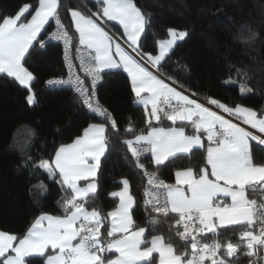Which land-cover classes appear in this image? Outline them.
Returning <instances> with one entry per match:
<instances>
[{"label":"snow or ice","instance_id":"1","mask_svg":"<svg viewBox=\"0 0 264 264\" xmlns=\"http://www.w3.org/2000/svg\"><path fill=\"white\" fill-rule=\"evenodd\" d=\"M97 4V10L88 14L68 10L71 26L79 36L76 52L80 70L90 78L91 90L74 70L72 37L61 22L58 0L25 3L14 14H0V75L14 78L27 88L26 102L32 105L34 77L25 66L27 57L36 45L45 46L40 35L50 21H55L56 30L48 38L63 40L68 78L50 79L47 84L70 87L81 98V107L105 117L116 129L112 114L100 105L95 86L105 70L122 69L130 79L136 103L144 106L148 125L147 134L124 141L150 186L144 191L148 221L155 224L159 217H174L176 235L190 245L191 255L187 250L177 252L163 236L154 235L150 241L145 238L146 228L135 225L130 215L135 200L127 179L121 181V190L110 193L119 203L106 215L86 207L89 196L97 192L100 159L108 149L106 126L90 124L72 143L61 144L53 156L41 158L35 165L62 190H70V198L58 201L64 214L41 213L22 236L0 231V264H28L26 258L33 257H43L44 264H156L154 253L158 254V264H231L229 258L241 247L249 258H264L259 255L264 249V200L258 203L248 197L249 192L264 195V163H256L251 151L252 141L264 146V113L240 104L229 106L211 97L206 103L199 102L197 93L160 72L162 62L178 41L188 37V31L168 28L167 38L157 41L158 54L146 53L140 40L150 14L146 15L134 0H97ZM109 22L122 28L119 36L111 32ZM252 91L240 86L242 95ZM162 117L173 125L182 122L192 134H186L185 126L154 127L152 121L159 122ZM126 131H134L131 124ZM205 139L203 165L197 171L191 167L175 171L174 183L149 173L140 162L143 154L150 153L152 163L159 168L178 154L205 148ZM80 181L86 183L82 186ZM224 198H230V203ZM106 221L107 238L102 232ZM229 226L243 228L238 243H202L200 237ZM106 253L117 255L108 259ZM249 264L257 261L249 259Z\"/></svg>","mask_w":264,"mask_h":264},{"label":"trees","instance_id":"2","mask_svg":"<svg viewBox=\"0 0 264 264\" xmlns=\"http://www.w3.org/2000/svg\"><path fill=\"white\" fill-rule=\"evenodd\" d=\"M59 15L70 35L77 43L78 37L71 26L70 8L79 4L89 11H96L97 0H58ZM146 15L149 24L141 35L142 51L156 54L157 41L167 37L168 28L188 31V37L178 41L166 59L160 72L173 76L186 88L197 93V98L206 102L208 97L229 106L240 104L264 113V0H134ZM38 4V0H0V14H14L23 4ZM53 21L42 31L40 38L45 46L36 45L27 57L26 67L33 73L31 91L34 103L29 105L28 89L14 78L0 75V231L22 236L41 213L63 215L58 201L70 198V190L49 180L35 165L41 159H49L61 144L70 143L91 123L106 126L108 149L100 159L97 171V192L90 195L86 207L99 209L107 214L114 209L117 198L110 193L121 186V180L129 181L130 193L135 203L131 216L135 225L146 228L145 238L163 236L172 242L177 252L187 250L190 245L176 235L172 226L174 217L157 218L150 224L144 208L146 176L136 167L135 160L124 143L136 134L146 133L148 125L144 107L135 103L127 74L120 70H105L97 85V97L102 108L112 114L117 123L113 129L105 117L81 107L80 98L67 86L48 85L53 77L65 73L61 57V46L50 40ZM108 27L117 36L122 32L119 25L109 22ZM35 43V42H34ZM187 67L188 71H184ZM239 70V74L237 73ZM234 83H226L227 81ZM253 89L241 94L240 86ZM150 111L151 109L148 108ZM131 124L134 131L127 132ZM154 127L185 126L180 121L175 125L166 118L152 121ZM186 133L192 129L185 126ZM205 148L194 149L190 154H178L166 165L157 168L150 155L141 156L149 173L167 183L174 182V172L193 168L197 171L204 163ZM264 146L255 141L251 151L256 163H264ZM41 183L44 185L41 187ZM250 199L259 203L264 200L261 193H248ZM155 217V214L153 213ZM108 222L102 228L107 238ZM240 226L219 229L218 233H207L200 237L202 243L213 241L239 242ZM223 249H221V253ZM108 259L114 253L105 254ZM260 255V254H259ZM156 258V255L153 254ZM28 264H44L43 257L26 258ZM231 264H249V259L264 264L261 258L247 257L245 249L229 258ZM151 260V258H150ZM208 261L205 262V264ZM149 264V262H143ZM157 264V258H156Z\"/></svg>","mask_w":264,"mask_h":264},{"label":"built area","instance_id":"3","mask_svg":"<svg viewBox=\"0 0 264 264\" xmlns=\"http://www.w3.org/2000/svg\"><path fill=\"white\" fill-rule=\"evenodd\" d=\"M62 22V21H61ZM63 23V22H62ZM56 30V26H55V21H53V27H52V30H51V32H53V31H55ZM69 35H70V33H69ZM71 36V35H70ZM72 37V36H71ZM54 41H56V42H58L59 44H60V46H61V57H62V62H63V66H64V69H65V73L62 75V76H60V77H53V78H51V79H67L68 78V69H67V67H66V65H65V58H64V53H65V45H64V42H63V40H54ZM79 46V43H78V41H77V43H75L74 44V39L72 38V44H71V47H70V55H71V57H72V63H73V65H74V70H75V72H76V74L77 75H79L82 79H84L85 80V83H86V86H88L89 87V89L91 90V80H90V78H88V77H86V75H85V73L84 72H82L81 70H80V59L77 57V52H76V49H77V47ZM82 47V46H81ZM85 59H87V57H85ZM98 83H99V81L97 82V84H96V86H95V90H96V95H97V85H98ZM59 86H66V85H59ZM68 87V86H67ZM70 88V87H69ZM71 89V88H70ZM71 90H73V89H71ZM74 91V90H73ZM74 93H75V91H74ZM76 94V93H75ZM77 95V94H76ZM78 96V95H77ZM79 97V96H78ZM80 98V97H79ZM98 98V97H97ZM80 100H81V98H80ZM81 102H82V100H81ZM162 107H166V106H164V105H161ZM145 154H147V153H145ZM144 155V154H143ZM160 179V178H159ZM166 182V181H165ZM167 183V182H166ZM150 186L148 185V183H147V177H146V188H149ZM145 188V189H146ZM191 252H192V250H191ZM191 255V254H190ZM260 256L261 257H264V249H261L260 250ZM262 259V261H263V263H264V258H261Z\"/></svg>","mask_w":264,"mask_h":264},{"label":"crops","instance_id":"4","mask_svg":"<svg viewBox=\"0 0 264 264\" xmlns=\"http://www.w3.org/2000/svg\"><path fill=\"white\" fill-rule=\"evenodd\" d=\"M73 9H78V10H81L82 12H84L85 14H88L89 13V10H87L85 7H83V6H81L80 4H79V7L78 8H73ZM71 16V15H70ZM115 23V22H114ZM120 27V26H119ZM120 29H121V31H122V28L120 27ZM112 32V31H111ZM113 33V32H112ZM114 34V33H113ZM77 37H78V43H79V36H78V33H77ZM167 38V37H166ZM165 38V39H166ZM156 54H158V50H157V53ZM155 55V54H154ZM153 71H155V69H153ZM130 80V79H129ZM167 82H169V83H171L170 81H167ZM130 85H131V82H130ZM178 90H180L179 89V87H178ZM188 94H190V93H188ZM136 97H135V103H136ZM198 99V101L199 102H205V101H203V100H201V99H199V98H197ZM206 103V102H205ZM137 105H140V106H142V107H144L143 105H141V104H138V103H136ZM245 107V106H244ZM149 108L151 109V106L149 105ZM91 124H101V123H91ZM90 124H88L85 128H87L88 126H89ZM169 127H177V126H169ZM244 127H248L247 125H244ZM84 128V129H85ZM164 128H168V127H164ZM83 129V130H84ZM83 130H82V133H81V135L83 134ZM251 131H253L254 133L256 132V130H254V129H251ZM144 134H147V132L146 133H144ZM186 134H189V133H186ZM80 136V135H79ZM131 139H134V138H131ZM73 142V140L70 142V143H72ZM70 143H67V144H70ZM252 143V142H251ZM149 155H150V153H148ZM150 157H151V155H150ZM184 169H187V168H184ZM179 170H183V169H179ZM177 171V170H176ZM175 173V172H174ZM122 180H124V179H122ZM121 180V181H122ZM174 182H175V175H174ZM173 182V183H174ZM82 186L86 183L85 181H80L79 182ZM123 187V185H122V183H121V186H120V188H118L117 190H114V191H112V192H115V191H119V190H121V188ZM129 191H130V188H129ZM111 192V193H112ZM131 194V193H130ZM117 198V204H116V206L118 205V203H119V198L118 197H116ZM227 202H229L230 203V198H224ZM132 209V208H131ZM131 209H130V215H131ZM113 210V209H112ZM39 216V215H38ZM132 217V216H131ZM149 241L151 240V238H149L148 239ZM49 251H51V250H49ZM155 255H156V258H157V264H158V259H159V257H158V254L157 253H154ZM115 255H117V254H115L114 253V256ZM114 256L113 257H111V258H114ZM110 258V259H111ZM206 264H211V262L210 261H208Z\"/></svg>","mask_w":264,"mask_h":264}]
</instances>
